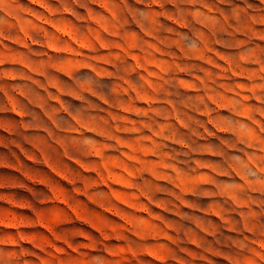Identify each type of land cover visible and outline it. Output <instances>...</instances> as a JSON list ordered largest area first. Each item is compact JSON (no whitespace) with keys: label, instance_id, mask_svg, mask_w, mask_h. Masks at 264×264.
<instances>
[{"label":"rangeland","instance_id":"obj_1","mask_svg":"<svg viewBox=\"0 0 264 264\" xmlns=\"http://www.w3.org/2000/svg\"><path fill=\"white\" fill-rule=\"evenodd\" d=\"M0 264H264V0H0Z\"/></svg>","mask_w":264,"mask_h":264},{"label":"clouds","instance_id":"obj_2","mask_svg":"<svg viewBox=\"0 0 264 264\" xmlns=\"http://www.w3.org/2000/svg\"><path fill=\"white\" fill-rule=\"evenodd\" d=\"M189 2H195V0H189ZM248 7L250 8V7H251V5H248ZM240 247H241V248H243V247H244V245H243V244H241V245H240Z\"/></svg>","mask_w":264,"mask_h":264}]
</instances>
